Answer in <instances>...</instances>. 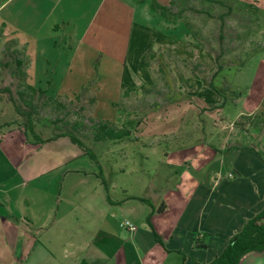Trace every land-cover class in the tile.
I'll return each mask as SVG.
<instances>
[{"label":"rangeland","instance_id":"374dc122","mask_svg":"<svg viewBox=\"0 0 264 264\" xmlns=\"http://www.w3.org/2000/svg\"><path fill=\"white\" fill-rule=\"evenodd\" d=\"M156 4L169 6L165 16ZM102 13L97 16L95 38L92 28L82 45L70 48L66 38L53 48L44 46L46 53H39V66L24 80L46 92L44 98H35L40 104L36 132L44 139L58 133L54 125L43 126L39 119L63 116L65 110L54 106L66 104V119L83 122L77 135L93 150L97 163L69 139L35 144L28 137L33 147L27 143L18 156L19 181L27 175L22 167L28 165L35 168L30 173L33 182H57L64 168H97L115 185L132 181L118 168H139L147 185L145 190L134 187L132 191L154 203L177 179L171 168H189L188 163H172L164 155L182 150L183 142L168 135L174 127L181 133L190 131L195 141L214 144L221 134L231 133L233 126L246 132L258 127L257 137L264 141V112L254 113L252 121L242 115L236 123L221 126L223 120H237V113L247 109L245 100L264 87V0H128L127 7L109 8L106 23L101 21ZM27 31L20 30L21 38L31 42ZM16 49L22 51L26 68L24 46L1 28L0 88H9L20 102L16 91L21 81L13 75L15 65L10 57ZM210 82L227 98L223 112L215 100L217 96L219 102L224 99L210 88ZM234 90L242 96L237 104ZM0 98L5 102L0 117L20 119L9 94L0 92ZM47 99L51 103L43 105ZM201 106L209 114L205 121L193 112ZM97 119L117 121L132 134L117 141H95L92 120ZM39 168L48 169L41 173ZM159 172L168 178L159 181ZM151 183L161 187L155 190ZM111 195L117 197V189H111ZM106 197L102 187L95 194L102 202Z\"/></svg>","mask_w":264,"mask_h":264},{"label":"crops","instance_id":"0c3cea01","mask_svg":"<svg viewBox=\"0 0 264 264\" xmlns=\"http://www.w3.org/2000/svg\"><path fill=\"white\" fill-rule=\"evenodd\" d=\"M113 5L127 7L128 0H0V29L9 30L24 46L29 77L39 66V53H46L44 46L53 48L66 38L70 48L82 45L92 28L95 38L98 14L104 12L101 21L106 23ZM20 30H28L33 40H23ZM260 91L245 100L247 109L237 113V120H223L221 126L236 123L242 115L252 121L254 113L264 112V87ZM217 97L215 105L223 112L226 103ZM241 100L239 96L234 102ZM4 103L0 98V113ZM206 109L193 108L198 120L209 116ZM17 120L0 117V264L209 263L264 207V141L257 137L258 127L246 132L233 126L216 144L195 141L178 126L171 129L168 135L183 142L182 150L164 155L189 168H171L175 183L153 203L132 191L147 185L139 168H118L132 177L120 185L103 174L104 185L97 168H64L57 182H33L35 168L28 165L19 181L18 156L30 142ZM39 169L43 173L48 168ZM158 174L159 181L168 178L167 173ZM151 184L155 190L161 187ZM101 187L106 202L95 199ZM111 189L119 195L113 197ZM123 220L136 231L122 227ZM239 264H264V250L245 254Z\"/></svg>","mask_w":264,"mask_h":264},{"label":"trees","instance_id":"16d2710c","mask_svg":"<svg viewBox=\"0 0 264 264\" xmlns=\"http://www.w3.org/2000/svg\"><path fill=\"white\" fill-rule=\"evenodd\" d=\"M173 3V2H172ZM171 3V4H172ZM156 8L162 15H166L169 11V6H160L156 4ZM22 51L13 50L11 51L10 57L13 60L15 68L13 70V75L16 76L21 82L16 91L19 101L17 102L13 97L9 88H0V92H5L9 94V100L13 104V107L16 111V114L20 117L16 121L18 125L22 128L24 134L28 137H32L35 141V144H42L48 141L56 140L61 137H67L73 144L77 145L85 155L90 157L91 160L97 163L95 153L93 150L88 147L85 142L77 135V131L83 127V122H73L70 123L66 119V114L68 115V106L64 103L58 102L54 107L56 109L65 110V113L61 117H57L53 120L50 119H39V123L43 126H51L54 125L56 129L60 130L55 135L49 138H42L40 134L36 132L35 129V117L39 114L40 104L35 101V98L39 100L44 98L46 92L41 88L34 87L31 84H24V80L27 75L25 72V62L21 58ZM218 57V56H217ZM221 68V67H220ZM210 88L221 95L224 99L225 103L227 101L226 96H223L218 88L210 82ZM234 96L237 98L239 94L236 91H232ZM77 101H80L81 96H78ZM91 102H95V99L92 98ZM51 103V100H44L43 105H48ZM221 107V106H219ZM22 119V120H21ZM93 122V139L95 141H105V140H122L127 139L131 136L132 132L125 126H118L112 121L109 120H92ZM62 124L59 125V124ZM239 125V123L237 122ZM101 178L103 184L105 185V178L103 176L102 170L100 169L98 173ZM142 201L149 203L146 199L140 198ZM162 208H158V211H162ZM149 222V217L147 218ZM158 239V236H157ZM264 250V207L260 212L255 214L253 217L248 219L242 229L236 233L220 253L214 260L209 263H201V264H239L241 258L252 251L261 252Z\"/></svg>","mask_w":264,"mask_h":264},{"label":"built area","instance_id":"2783aa9c","mask_svg":"<svg viewBox=\"0 0 264 264\" xmlns=\"http://www.w3.org/2000/svg\"><path fill=\"white\" fill-rule=\"evenodd\" d=\"M121 226L132 232L136 231L137 229V227L133 223H131L129 220H123Z\"/></svg>","mask_w":264,"mask_h":264}]
</instances>
